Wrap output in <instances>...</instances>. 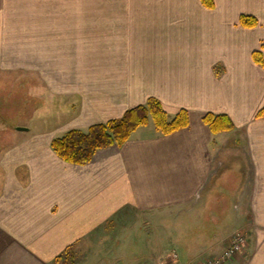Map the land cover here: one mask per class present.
<instances>
[{
    "label": "crops",
    "instance_id": "0c3cea01",
    "mask_svg": "<svg viewBox=\"0 0 264 264\" xmlns=\"http://www.w3.org/2000/svg\"><path fill=\"white\" fill-rule=\"evenodd\" d=\"M213 2L0 0V69L30 70L67 113L47 135L15 130L0 155V264H63L72 250L78 264H102L93 246L108 227L130 218L133 228H149L192 215L219 166L242 150L248 168L232 190L235 226L227 235L209 232V242L189 250L201 238L188 234L169 250L168 232L153 237L150 229L146 254L116 249L109 264H167L171 251L191 264L218 255L238 230L247 246L225 264H264V115L256 117L264 68L252 59L255 50L264 56V0ZM241 15L257 25L242 26ZM149 98L169 115L186 110L188 126L170 134L140 127L82 165L52 150L66 131L119 118ZM207 113L227 115L233 129L212 133ZM141 217L147 221L138 226Z\"/></svg>",
    "mask_w": 264,
    "mask_h": 264
},
{
    "label": "rangeland",
    "instance_id": "374dc122",
    "mask_svg": "<svg viewBox=\"0 0 264 264\" xmlns=\"http://www.w3.org/2000/svg\"><path fill=\"white\" fill-rule=\"evenodd\" d=\"M22 71L23 73L18 75L15 70L0 69V155L4 152L5 147H9L15 141L16 127H25L27 128L26 132L28 129L38 130L47 135L54 129L62 128L61 124L66 119L67 113L64 110L63 102H51L43 87H38L32 82L34 80L30 76V70L23 69ZM37 87L40 92L35 90ZM151 125L150 127L153 128ZM237 152L230 153L227 160H224V163L219 166V174L202 193L199 203L194 206L192 215L188 214L187 216L186 213L179 214L177 219L163 218L161 223L155 224L157 227L150 220L149 228L142 226V228L136 229L133 228L136 225L135 222L130 218L118 223L116 228L108 227L99 238L101 244L93 246V252L97 250L96 256L99 257V260L101 258L99 263L109 264L111 260L109 255L115 256L116 249L119 254L125 252L126 256L135 255L137 258H141V255L147 252L148 245L143 242L148 238L147 231L150 229L154 231L153 237L159 232L161 235L168 232L170 245H167V248L169 250L172 249L171 245L177 248L176 245L185 243L188 234L196 236L195 239L201 238L199 241L193 240L188 244L189 250L195 246L197 248L204 245L205 239L206 242H209L211 240L209 232L213 237L227 235L235 226L234 214L237 200L234 193L239 189L241 179L244 178V172L248 168L244 151L242 150V155L239 151ZM213 214L220 218L217 226L213 222ZM146 221V218L141 217L138 226L143 225ZM169 233L171 238H169ZM149 238L151 239V236ZM156 239L158 240V237ZM71 252L63 264H78L79 250ZM205 253L207 254V252ZM111 258L113 260V257ZM118 258L124 259L121 256ZM92 263L96 262L93 260Z\"/></svg>",
    "mask_w": 264,
    "mask_h": 264
},
{
    "label": "trees",
    "instance_id": "16d2710c",
    "mask_svg": "<svg viewBox=\"0 0 264 264\" xmlns=\"http://www.w3.org/2000/svg\"><path fill=\"white\" fill-rule=\"evenodd\" d=\"M200 1L208 8L214 6L213 0ZM257 23V19L253 16H240V24L244 27H254ZM252 59L264 68V56L260 50L252 52ZM263 115L264 106L257 112L256 117ZM203 121L212 133L230 131L234 127L230 118L225 114L207 113ZM188 123L186 110L181 109L176 114L169 115L157 99L149 98L144 104L126 110L119 118L92 124L85 130L70 129L63 135L53 138L50 146L64 161L82 165L89 162L99 149L113 145L121 146L140 127L152 124L157 132L170 134L187 127Z\"/></svg>",
    "mask_w": 264,
    "mask_h": 264
},
{
    "label": "built area",
    "instance_id": "2783aa9c",
    "mask_svg": "<svg viewBox=\"0 0 264 264\" xmlns=\"http://www.w3.org/2000/svg\"><path fill=\"white\" fill-rule=\"evenodd\" d=\"M246 237L243 231H236L231 235L227 246L216 256L196 260L193 264H224L236 254H242L246 248ZM167 261L171 264H180L178 255L174 252L168 255Z\"/></svg>",
    "mask_w": 264,
    "mask_h": 264
},
{
    "label": "water",
    "instance_id": "95a60500",
    "mask_svg": "<svg viewBox=\"0 0 264 264\" xmlns=\"http://www.w3.org/2000/svg\"><path fill=\"white\" fill-rule=\"evenodd\" d=\"M16 129H17V130H26L27 128H25V127H21V126H18V127H16Z\"/></svg>",
    "mask_w": 264,
    "mask_h": 264
}]
</instances>
